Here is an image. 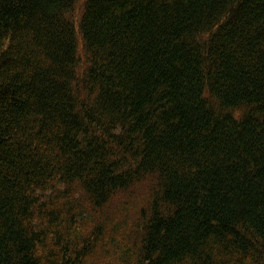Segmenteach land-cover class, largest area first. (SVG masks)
Returning a JSON list of instances; mask_svg holds the SVG:
<instances>
[{"label": "trees", "instance_id": "16d2710c", "mask_svg": "<svg viewBox=\"0 0 264 264\" xmlns=\"http://www.w3.org/2000/svg\"><path fill=\"white\" fill-rule=\"evenodd\" d=\"M0 264H264V0H0Z\"/></svg>", "mask_w": 264, "mask_h": 264}, {"label": "rangeland", "instance_id": "374dc122", "mask_svg": "<svg viewBox=\"0 0 264 264\" xmlns=\"http://www.w3.org/2000/svg\"><path fill=\"white\" fill-rule=\"evenodd\" d=\"M79 38H80V43H82L81 36H79Z\"/></svg>", "mask_w": 264, "mask_h": 264}]
</instances>
